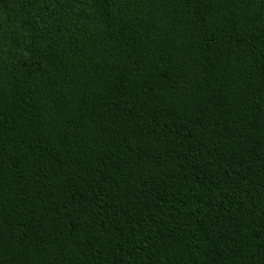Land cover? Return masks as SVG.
I'll return each instance as SVG.
<instances>
[{"label": "trees", "instance_id": "16d2710c", "mask_svg": "<svg viewBox=\"0 0 264 264\" xmlns=\"http://www.w3.org/2000/svg\"><path fill=\"white\" fill-rule=\"evenodd\" d=\"M0 264H264V0H0Z\"/></svg>", "mask_w": 264, "mask_h": 264}]
</instances>
